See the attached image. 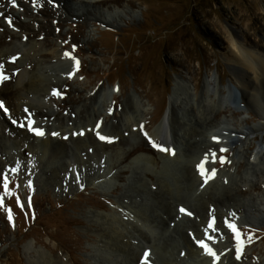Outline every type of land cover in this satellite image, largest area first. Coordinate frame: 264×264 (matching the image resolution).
<instances>
[{"label":"rangeland","instance_id":"374dc122","mask_svg":"<svg viewBox=\"0 0 264 264\" xmlns=\"http://www.w3.org/2000/svg\"><path fill=\"white\" fill-rule=\"evenodd\" d=\"M64 2L47 0L58 10L50 16L32 2L0 6V17L10 13L0 33L22 35L18 52L2 50L8 80L23 66L24 81L43 76L33 90L0 98L9 110L0 108V264H214L196 243L213 217L216 264H264V79L242 85L253 76L231 40L264 61V0ZM66 51L80 61L71 78ZM169 100L175 155L144 135ZM33 121L44 136L29 130ZM217 122L220 144L208 129ZM220 147L230 163H209L217 174L204 184L196 166ZM225 220L254 233L239 260Z\"/></svg>","mask_w":264,"mask_h":264},{"label":"bare ground","instance_id":"6f19581e","mask_svg":"<svg viewBox=\"0 0 264 264\" xmlns=\"http://www.w3.org/2000/svg\"><path fill=\"white\" fill-rule=\"evenodd\" d=\"M8 0H0V6L4 5ZM55 1H58L59 5L61 4L62 6H65V2L64 0H55ZM18 2L21 4V5H28L30 2H32L33 4H35L37 6V9L40 13L46 15V16H50L52 14H56V12L58 10L54 9L53 7L49 6L48 3H47V0H18ZM27 14L29 13L28 11L26 12ZM77 13V12H76ZM9 12L8 11H3V15L2 17H7L9 16ZM77 15V14H76ZM0 17V20L1 18ZM16 22V25L18 27H20V30H27L29 29V26L27 23L25 22H22V21H15ZM46 30V29H44ZM42 30L43 32L47 33V31H44ZM31 33H33V35L37 34L38 32L37 31H33L31 30ZM8 39V41H7ZM22 39V35L18 32H10L8 30H4L2 33H0V65L2 64V62L4 63V65H8L9 62L6 61L5 59H2V55L6 56V57H9V55L5 52L3 53L4 51L3 48L6 46L8 48H10L11 50H13V52H18L19 49H18V44L17 42L18 41H21ZM232 44H233V47L235 48L236 50V54H237V58H238V61L240 62L241 66L244 68V69H248L249 71L251 70L252 72V76H253V80H250V79H246V81H242V85L244 87H250L251 86H255L259 81H262L264 79V61L262 60V58L259 57L258 54H254L252 51L248 50V49H245L240 43L238 40H236V38L232 37ZM19 43V42H18ZM32 43V42H31ZM31 46V45H30ZM34 46L31 47L30 49H33L34 50ZM37 50H35L36 52ZM2 54V55H1ZM23 58L20 57L15 60V63L17 62H22ZM25 63V61H24ZM31 63V62H30ZM16 67H22V65H16ZM25 69L26 67L23 66L22 69H20L17 73H11L10 74V77L12 80H5L4 81V84L1 85L0 87V98H10V96L12 95V97L14 96V94H22L24 90H26L27 88L29 89L31 87L34 86V85H38L40 82H42L43 80V76L42 78L38 76H33L32 79L28 80V81H24V74H25ZM246 74V73H245ZM9 77V75H8ZM45 79V77H44ZM250 80V81H249ZM16 81V82H15ZM15 82V83H14ZM41 85V84H40ZM258 86V85H257ZM251 88H254V87H251ZM33 90V89H32ZM113 91H110V89H107V88H103L102 89V93L101 95L103 96H108L111 97L113 95L112 92H117L118 91V84L114 85ZM176 90V89H175ZM257 91V90H256ZM112 93V94H111ZM255 93V92H254ZM23 95V94H22ZM255 96V95H253ZM17 97V96H16ZM251 97V95H250ZM256 97V96H255ZM253 98V97H251ZM257 98V97H256ZM2 99V100H3ZM12 99V98H11ZM9 99V100H11ZM20 99V97H19ZM23 99V98H22ZM170 99V98H169ZM8 100V99H7ZM13 100V99H12ZM15 100V99H14ZM171 100V99H170ZM169 100V104L167 106V109L165 110L161 120L156 124V126L154 127V129H152V132H150V135H151V139L153 141H155L157 144H162L164 143V146L168 147L169 149L171 148L170 146V142H169V132L167 130V126L169 125L168 122H169V118H170V115L172 114V108H173V105H172V101ZM173 100V99H172ZM254 100V99H253ZM255 101V100H254ZM4 102V100H3ZM7 102V101H6ZM10 102H8L9 104ZM12 103V102H11ZM175 103V102H174ZM14 103L10 104L13 105ZM16 104V103H15ZM9 106V105H8ZM214 106V105H213ZM7 108V107H6ZM15 108V107H14ZM213 109V108H212ZM216 112H218L217 110H220V106L219 104H216V106L214 107V109ZM9 111V110H8ZM18 111V109H17ZM175 111V110H174ZM16 112V111H15ZM38 112V111H37ZM14 113V112H13ZM34 113V112H33ZM40 113V112H38ZM134 113V112H133ZM5 114V113H4ZM16 114V113H15ZM3 115V114H2ZM13 115V114H12ZM37 115V114H36ZM140 115V114H139ZM173 115V114H172ZM171 115V116H172ZM128 116V115H127ZM142 116V117H141ZM139 116V120L141 121V118H143V115ZM14 117V116H13ZM90 117V116H89ZM128 118V117H127ZM200 118V117H199ZM94 119V118H93ZM172 119V117H171ZM176 119V118H175ZM126 121L125 124L127 123H130V120L129 119H125ZM144 121V120H143ZM219 122V121H218ZM215 123V124H211V126H209V131L212 132L213 136H219L221 138V134H218L216 133L217 130H220L221 128V124L220 123ZM94 123V122H93ZM206 123V122H205ZM124 124V125H125ZM20 131V130H19ZM205 131V130H204ZM210 133V132H209ZM216 133V134H214ZM244 133V132H243ZM250 133H254L253 132H250ZM212 137V135H210ZM223 137V136H222ZM166 144V145H165ZM60 146V145H59ZM222 146V145H221ZM58 147V145H57ZM56 147V148H57ZM55 148V147H54ZM63 148V147H62ZM218 148V147H217ZM59 153L61 152V149L60 147L57 148V149H54V153ZM178 154V153H177Z\"/></svg>","mask_w":264,"mask_h":264},{"label":"snow or ice","instance_id":"6c2138e0","mask_svg":"<svg viewBox=\"0 0 264 264\" xmlns=\"http://www.w3.org/2000/svg\"><path fill=\"white\" fill-rule=\"evenodd\" d=\"M12 3L15 6V0H12ZM8 23L11 24L10 18L8 19ZM25 39H26V37H25ZM64 56L74 62L73 71L68 73L69 78H71L75 74V71H78L80 61L74 55H72L71 52H68V51H66L64 53ZM16 59L17 58L15 56L12 57L13 61H15ZM8 78L9 77L7 75H5V73H4L3 65H0V84H2ZM53 94L60 95V93L58 91H56L55 89L53 90ZM0 108H4L2 101H0ZM4 111L7 112L8 111L7 108H4ZM25 111L27 112L28 110L25 109ZM13 123H16V122L13 121ZM33 125H34V121L27 125V127L29 128L30 131H32L37 136H44L45 135V132L42 129H40L39 127H34ZM20 126L24 127L25 125L22 122L20 124ZM96 127L99 128L100 125L97 124ZM141 127H143V126H141ZM78 134L83 135L84 133H83V131H81ZM52 135L55 136V135H58V133L53 132ZM97 135L99 136V138L101 140L110 139L109 137L100 135L99 132H97ZM144 135L153 144V147L157 148L158 150H160L162 152H171V154L175 155L174 149H169L168 147H166L162 144H157L155 141H152L151 137L148 136L147 132H144ZM212 140L217 144L221 143V138L219 136H213ZM227 152H228L227 147H220L219 153L221 155H219V156L217 155V152L215 150H209L208 152L204 153L202 161L199 164H197V166H196L200 176L203 179L204 184H207L210 180L214 179L216 174H217V169L215 167H212V168L208 167L209 163L215 164L217 162V159H219L220 164L230 163L227 156L223 155L224 153H227ZM13 171H15V169H13ZM10 183L11 182H10L8 175L4 174L3 181H2V187H3V190L5 193L10 192ZM16 200H17V203L19 204L20 208L23 209L24 205L22 203H20L18 196H16ZM4 202H5V197L0 195V207H4ZM180 211L185 212L186 210L184 208H181ZM187 214L192 215L191 212H187ZM25 215H27V213H25ZM7 218L9 219V221H13V213H12L11 208L8 209ZM225 224L228 227V229L233 233V239L235 240L236 259L239 260L241 258L244 247L247 244H250L253 242L254 233L250 231L247 234H245L240 229L238 224L234 221L225 220ZM209 230H211L212 232L218 231L217 227L215 226V217L212 218V221L208 224L207 228L205 229L206 240L205 239H197L196 243L201 248L204 249V251L207 255H209L210 257L213 258L214 264H216V262H218L220 260V256L223 255V253L217 254V252L207 242V241L215 242L217 239L215 236L210 234ZM193 238L195 239V237H193ZM148 255H149V253L145 252V254H144L145 261H147Z\"/></svg>","mask_w":264,"mask_h":264},{"label":"water","instance_id":"95a60500","mask_svg":"<svg viewBox=\"0 0 264 264\" xmlns=\"http://www.w3.org/2000/svg\"><path fill=\"white\" fill-rule=\"evenodd\" d=\"M162 145H164V143H162Z\"/></svg>","mask_w":264,"mask_h":264}]
</instances>
